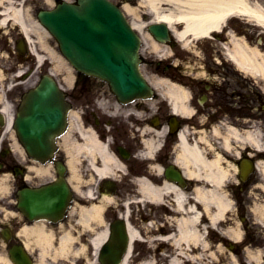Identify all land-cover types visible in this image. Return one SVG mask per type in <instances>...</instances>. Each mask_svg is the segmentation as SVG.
<instances>
[{
    "label": "flooded vegetation",
    "instance_id": "flooded-vegetation-1",
    "mask_svg": "<svg viewBox=\"0 0 264 264\" xmlns=\"http://www.w3.org/2000/svg\"><path fill=\"white\" fill-rule=\"evenodd\" d=\"M231 23L233 21L215 33L211 41L205 40L193 45L194 48L186 56V67L170 64L157 68L156 76L184 88L187 93V113H177L169 99L157 87L152 111L145 106L144 101L122 104L115 99H106L101 103L96 94L98 89H93L92 79L82 77L83 82H86L82 84L79 78V84L69 93L78 116L73 139L81 141L80 130L92 131L100 142L108 145L109 151L117 157L122 168L102 177L92 170L90 157L81 154L75 171L78 177L77 189L70 181L67 155L60 145L63 137L58 139L56 149L49 158H35L17 148L16 135L3 130L4 118L0 115V178L5 179L9 185L8 191H0V251L7 253L26 248L21 234L25 225L31 226L44 221L47 227L57 228L58 222L46 219L30 221L20 211L18 200L20 192L25 188H44L58 181L61 177L59 169H63L62 175L72 187V203L78 208L105 201L107 241L118 232L119 221L137 229L139 235L136 241H131L128 236L127 247H132L131 258L115 263L139 264L152 261L169 264V256L181 248L175 241V222L187 215L185 210H189L192 205L201 212L197 227L205 233L211 247H217L221 242L230 246L229 239L209 230V220L203 206L195 199L197 188L204 189L207 183L189 176L177 161L182 135L187 143L198 141L210 160L219 153L223 157L222 165L233 171L222 184L229 189L233 198L234 224L243 230L242 238L232 241L239 258L243 259V253L248 248L264 249V225L254 220L253 211L256 199L264 201V176L259 170L260 165H264V82L238 68L227 56L226 44H229L230 34L239 36L246 33L241 27ZM246 38L250 39L251 36L247 34ZM20 39L21 36L16 37L17 45ZM26 55L27 52L19 54L20 61L27 60ZM28 60L32 61L31 58ZM143 61L146 62L145 58ZM10 100L16 113L20 99L11 95ZM144 126L150 127L154 132L155 148L151 155L145 150L144 135L140 131ZM216 127L221 133L229 129L243 134L253 132L258 136L259 145L247 142L240 146L233 140V151H227L219 146L220 141L215 138ZM94 164L101 168L102 161L94 159ZM144 183L158 192L157 197L145 195L141 189ZM92 186L95 195L90 199L89 189ZM172 189L185 195L183 207L177 202ZM6 211L8 216L5 215ZM74 232L78 235L77 246L85 245L87 248V256L80 258L76 264H89L93 233L91 230H82L79 226L74 228ZM111 242L114 243V238ZM117 246L118 249H123L125 242ZM203 246L191 244L189 248L185 245L182 248L198 252L204 249ZM96 261L97 264H102L101 261ZM183 263L202 264L207 263V259ZM21 264H37V253L31 252L30 263Z\"/></svg>",
    "mask_w": 264,
    "mask_h": 264
},
{
    "label": "bare ground",
    "instance_id": "bare-ground-1",
    "mask_svg": "<svg viewBox=\"0 0 264 264\" xmlns=\"http://www.w3.org/2000/svg\"><path fill=\"white\" fill-rule=\"evenodd\" d=\"M44 1V2H43ZM44 7L51 8L55 5V0H41ZM137 7L132 4H124V11L131 19L133 26L139 30L144 42L147 44V50L154 57H165L172 50L167 48L164 43H160L152 38L147 31L151 23H164L174 34V37L181 42L183 48L193 49V43L203 40V38L211 37L215 32L221 30L225 22L230 19L240 18L252 22L255 27L262 29L264 32V0H137ZM0 7H3V15L0 16V25H5L9 19L8 27L16 28L19 23L24 29V33L29 39L30 46L34 49L37 45L41 49L43 55L51 62L50 73L55 77H63L61 82L65 87L71 88L76 77V72L72 68L68 60L58 51L54 41L48 34L39 20L34 16L35 7L31 6L28 0L24 4L17 6L13 4V0H0ZM143 10L151 17L150 21L141 20ZM141 12V13H140ZM8 29V28H7ZM227 56L235 63V65L243 69L247 74L254 76L258 81L264 82V49L261 46L251 44L247 39L237 38L236 35L230 34L229 44H226ZM1 56V55H0ZM40 56V55H39ZM42 56L39 57L40 62ZM1 60V59H0ZM46 60L45 63H49ZM26 65V64H25ZM21 66L20 68H25ZM0 112L8 117L7 130L12 132L13 110L12 105L5 100L6 88L2 87L4 74H0ZM150 82L158 88V91L164 94L170 101L177 113H187V93L184 88L171 84L165 78H159L156 75H148ZM2 80V81H1ZM101 98V103H104ZM145 106L151 107L152 101L144 102ZM77 113L72 110L70 113V130L60 140L67 155L68 165L71 171L70 181L77 189L76 180L78 179L75 171L77 162L81 160L79 156H89L93 171L104 176L113 173L116 169L121 168L120 162L110 153L108 145L100 142L91 131L80 130L81 141L76 142L72 133L76 130ZM145 144L147 154H152L154 150V132L150 127L144 126L140 129ZM215 138L220 141L221 148L227 151H233V140L237 141L240 146L254 142L259 145L257 134L240 133L235 129H229L225 133H221L219 128L214 129ZM203 139V137H200ZM181 146L179 148L178 163L182 165L185 172L189 176H194L207 183V187L197 188L195 199L203 206V211L207 216L211 225L217 226L220 231L226 233L230 238L241 239L243 236L242 227L239 225H230L222 229V225L227 223V214L234 211V202L227 193L223 182L233 173L232 169L223 166V157L218 153L213 159L206 156L205 150L199 145L198 141L187 143L185 136L181 137ZM240 140V141H239ZM239 149V148H238ZM94 159L102 161L101 169H98L93 163ZM260 172L264 176V165H260ZM44 172L45 170L40 169ZM5 179L0 178L1 193L9 190V185ZM142 191L150 198L157 197L158 192L149 184L141 185ZM93 187H90L89 194L92 196ZM175 193L177 202L181 207L185 204V195L180 191L172 189ZM172 192V193H173ZM105 203L102 202L92 207L76 208L73 206L69 212L65 222L59 225V231L56 228H48L44 221L37 222L33 225H25L21 231L26 247L32 252H38L37 264H76L82 257L87 256V248L85 245L77 246L78 235L74 232L76 225L82 230H91L92 254L89 264H97L98 250L108 235V225L104 220ZM187 215L176 220L177 235L175 237L176 244L181 248L183 245L189 248V245H200L205 242L204 232L199 230L201 212L197 207L192 205L189 210H185ZM254 220H258L264 225V201L256 199L253 204ZM222 221H225L223 223ZM131 238H138V231L134 227H129ZM77 235V236H76ZM208 249L209 243L205 242ZM182 248L174 251L170 255L169 264H183L184 258L190 257L189 253ZM218 252L223 253L228 250L220 245ZM132 251V250H131ZM131 251L126 257V261L131 258ZM177 251L179 253H177ZM217 251L212 252V257H219ZM191 254V253H190ZM181 255V256H178ZM203 254L198 255L201 257ZM248 264H264V249H247ZM192 257H196L191 255ZM233 264L239 263V259L234 254H229ZM96 262V263H94ZM13 261L5 254L0 252V264H12ZM130 264V263H125ZM139 264H154L152 261Z\"/></svg>",
    "mask_w": 264,
    "mask_h": 264
},
{
    "label": "water",
    "instance_id": "water-1",
    "mask_svg": "<svg viewBox=\"0 0 264 264\" xmlns=\"http://www.w3.org/2000/svg\"><path fill=\"white\" fill-rule=\"evenodd\" d=\"M40 18L76 69L108 82L122 101L151 97L152 90L138 67L140 40L113 3L108 0H79L78 5L63 3L54 11L41 13ZM150 30L159 40L167 38L164 24L152 25ZM64 110V96L57 83L45 77L26 96L16 122L28 150H45L53 131L64 125ZM68 199V187L61 182L42 191L25 192L20 205L32 217L39 214L59 217ZM105 248L103 257L118 254L113 247ZM21 256L26 260L24 254Z\"/></svg>",
    "mask_w": 264,
    "mask_h": 264
},
{
    "label": "rangeland",
    "instance_id": "rangeland-1",
    "mask_svg": "<svg viewBox=\"0 0 264 264\" xmlns=\"http://www.w3.org/2000/svg\"><path fill=\"white\" fill-rule=\"evenodd\" d=\"M113 2H115V3H120L121 2V0H112ZM130 4H132L133 5V7H137V5H136V3H130ZM123 8H124V5H123ZM142 11V15H141V20H147L146 18H145V15L147 14V13H145L143 10H141ZM149 20H151V17H150V19ZM241 20V19H240ZM241 21H243V20H241ZM245 22L246 21H243V22H240L241 24H243V25H245V27H247L246 26V24H245ZM240 23H238V24H240ZM240 24V25H241ZM262 32H263V30L262 29H260L259 31H258V33H257V35H262ZM263 34H264V32H263ZM262 37H264V36H262ZM256 42V41H255ZM257 44V43H256ZM258 46V45H257ZM146 57H149V56H146ZM148 69H150L149 67H147ZM150 71H151V69H150ZM151 72H153V71H151ZM214 248H216V249H214ZM214 248H210V250L208 251V260H207V264H233L232 263V261H231V259L229 258V254H235L236 256H237V252L236 251H233L232 249H229L228 250V252L227 251H225V252H223V253H219L217 250V247H214ZM213 251H217V254H218V258L216 259L215 257H212L211 255H212V252Z\"/></svg>",
    "mask_w": 264,
    "mask_h": 264
}]
</instances>
